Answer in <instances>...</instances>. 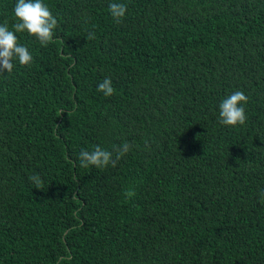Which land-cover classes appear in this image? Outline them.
<instances>
[{"label":"trees","instance_id":"16d2710c","mask_svg":"<svg viewBox=\"0 0 264 264\" xmlns=\"http://www.w3.org/2000/svg\"><path fill=\"white\" fill-rule=\"evenodd\" d=\"M42 2L55 42L16 33L33 62L0 74V264H264V0ZM237 90L246 123L222 125Z\"/></svg>","mask_w":264,"mask_h":264},{"label":"clouds","instance_id":"9594fccd","mask_svg":"<svg viewBox=\"0 0 264 264\" xmlns=\"http://www.w3.org/2000/svg\"><path fill=\"white\" fill-rule=\"evenodd\" d=\"M127 5L124 3L111 2L109 11L117 23L125 17ZM16 23L12 25L14 30H9L7 25H0V74L7 72L12 73L14 64L13 60L18 59L19 63L24 66H30L33 62V56L27 47L19 43L16 33H27L38 39L41 45L47 46L54 41V30L58 26V20L53 15L49 7L42 0H17L14 7ZM95 33L90 32L86 39H95ZM98 91L106 97L115 94L111 78H105L98 85ZM249 98L242 90L234 91L231 95L221 101L219 105V123L225 126H243L246 123L247 115L245 105ZM71 115V114H69ZM132 148V145L125 141L121 147L115 149L116 156L113 159L111 152L95 146L94 150H81L79 154V163L81 167L87 168L90 165L97 168L107 167L111 164L116 166V161L120 160ZM37 189L42 187L43 181L39 174L29 176ZM126 197L135 196V192L129 190L125 193Z\"/></svg>","mask_w":264,"mask_h":264}]
</instances>
